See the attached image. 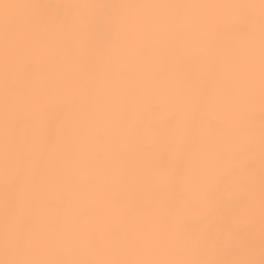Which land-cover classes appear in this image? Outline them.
I'll return each mask as SVG.
<instances>
[{
  "label": "snow or ice",
  "instance_id": "6c2138e0",
  "mask_svg": "<svg viewBox=\"0 0 264 264\" xmlns=\"http://www.w3.org/2000/svg\"><path fill=\"white\" fill-rule=\"evenodd\" d=\"M0 264H264V0H0Z\"/></svg>",
  "mask_w": 264,
  "mask_h": 264
}]
</instances>
